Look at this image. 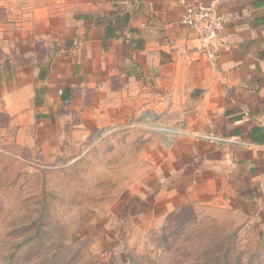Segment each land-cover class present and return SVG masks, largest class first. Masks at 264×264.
<instances>
[{
	"label": "rangeland",
	"instance_id": "374dc122",
	"mask_svg": "<svg viewBox=\"0 0 264 264\" xmlns=\"http://www.w3.org/2000/svg\"><path fill=\"white\" fill-rule=\"evenodd\" d=\"M40 23L13 22V47L26 33L39 43ZM3 104L0 264H264L263 160L207 169L146 112L59 135L56 120L19 123ZM199 136L202 153L219 145Z\"/></svg>",
	"mask_w": 264,
	"mask_h": 264
},
{
	"label": "crops",
	"instance_id": "0c3cea01",
	"mask_svg": "<svg viewBox=\"0 0 264 264\" xmlns=\"http://www.w3.org/2000/svg\"><path fill=\"white\" fill-rule=\"evenodd\" d=\"M216 1L228 24L203 48L177 23L188 7ZM30 2L0 0V102L13 119L34 122L41 113L40 125L52 130L56 120L59 135L66 125L81 134L87 124H121L146 112L179 132L180 149L207 169L241 164L251 172L264 161V143L251 137L264 133V0ZM35 20L39 43L26 33L14 48L12 23ZM40 85L46 102L36 108ZM62 103L72 111L59 113ZM198 134L237 136L251 147L217 144L202 153Z\"/></svg>",
	"mask_w": 264,
	"mask_h": 264
},
{
	"label": "built area",
	"instance_id": "2783aa9c",
	"mask_svg": "<svg viewBox=\"0 0 264 264\" xmlns=\"http://www.w3.org/2000/svg\"><path fill=\"white\" fill-rule=\"evenodd\" d=\"M227 24L228 18L219 11L217 1L209 5L188 7L177 23L178 26L192 30L203 48L216 42L225 31ZM199 137L212 144L239 146L246 149L251 147L250 143L242 141L237 136L203 134Z\"/></svg>",
	"mask_w": 264,
	"mask_h": 264
},
{
	"label": "trees",
	"instance_id": "16d2710c",
	"mask_svg": "<svg viewBox=\"0 0 264 264\" xmlns=\"http://www.w3.org/2000/svg\"><path fill=\"white\" fill-rule=\"evenodd\" d=\"M79 17H80V19L92 18V16H88V15H83V16H79ZM38 98H39V96H37L36 99H38ZM255 130H257V129H255ZM251 137L257 143H264V133H263V135L259 133V135H257V136H255V133H253V134H251Z\"/></svg>",
	"mask_w": 264,
	"mask_h": 264
}]
</instances>
